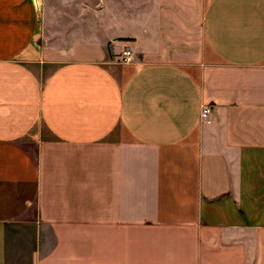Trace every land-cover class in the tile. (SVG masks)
Here are the masks:
<instances>
[{"label":"crops","instance_id":"1","mask_svg":"<svg viewBox=\"0 0 264 264\" xmlns=\"http://www.w3.org/2000/svg\"><path fill=\"white\" fill-rule=\"evenodd\" d=\"M0 264H264V0H0Z\"/></svg>","mask_w":264,"mask_h":264},{"label":"built area","instance_id":"2","mask_svg":"<svg viewBox=\"0 0 264 264\" xmlns=\"http://www.w3.org/2000/svg\"><path fill=\"white\" fill-rule=\"evenodd\" d=\"M121 60L123 63H128L131 61V55L129 51H123L122 55H121ZM210 107L206 106L202 109L201 112V119L206 122L209 123L208 121V115L210 114Z\"/></svg>","mask_w":264,"mask_h":264}]
</instances>
